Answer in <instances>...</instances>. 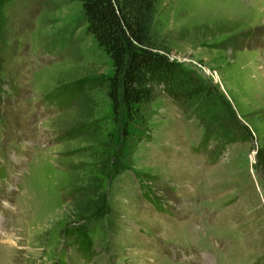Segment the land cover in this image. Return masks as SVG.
Listing matches in <instances>:
<instances>
[{
	"label": "rangeland",
	"instance_id": "1",
	"mask_svg": "<svg viewBox=\"0 0 264 264\" xmlns=\"http://www.w3.org/2000/svg\"><path fill=\"white\" fill-rule=\"evenodd\" d=\"M153 39L215 99L158 94L134 144L78 89L112 71L79 3H0V264H264V0H158Z\"/></svg>",
	"mask_w": 264,
	"mask_h": 264
},
{
	"label": "trees",
	"instance_id": "2",
	"mask_svg": "<svg viewBox=\"0 0 264 264\" xmlns=\"http://www.w3.org/2000/svg\"><path fill=\"white\" fill-rule=\"evenodd\" d=\"M9 1L0 0V3ZM73 1L80 5L85 33L93 38L112 67L110 74L89 78L80 83L78 89L104 92L110 102L112 120L120 126L122 140L136 138L137 142L133 143L139 144L150 139L146 132L147 111L158 94L166 95L181 111L190 109L195 115L204 113L207 106L214 103L213 88L196 71L170 58L154 43L158 0ZM216 129L218 132L219 126ZM77 133L61 139H71ZM212 139L207 134L195 151L206 150ZM239 141L233 138L232 142ZM225 147L226 144L218 146L212 163L218 160ZM66 237L78 246L83 258L93 257L95 252L85 228L69 229Z\"/></svg>",
	"mask_w": 264,
	"mask_h": 264
}]
</instances>
